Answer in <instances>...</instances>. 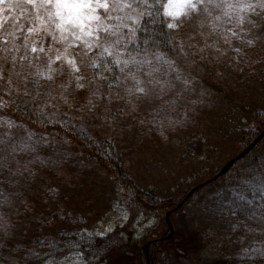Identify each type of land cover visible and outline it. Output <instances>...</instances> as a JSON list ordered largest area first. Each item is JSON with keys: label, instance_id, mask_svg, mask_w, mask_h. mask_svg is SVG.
Instances as JSON below:
<instances>
[{"label": "rangeland", "instance_id": "374dc122", "mask_svg": "<svg viewBox=\"0 0 264 264\" xmlns=\"http://www.w3.org/2000/svg\"><path fill=\"white\" fill-rule=\"evenodd\" d=\"M191 27V23H186L179 34L168 29L173 45H178L182 38L187 42L185 33ZM124 31L127 33V29ZM257 34L253 30L252 35ZM237 46L246 54L237 56L229 51L222 56L212 53L202 61L197 56L194 58L196 64L191 68L184 64L183 58L178 60L186 74L191 73L189 78L193 79L195 91L186 95L195 103L185 100L174 109L168 105L158 107L163 101H155L152 105L142 103L133 113L130 105L117 101L115 96L111 98L112 104L106 99L91 97L90 93L96 89L94 83H88L86 89H76L68 65L57 62L53 65L58 69L54 80L41 79L37 91L40 95L25 98L29 101L25 105L26 115L31 101L44 100L48 93L49 105L55 113L71 117L96 139H114L119 159L125 162L128 173L140 188L153 196L168 198L206 181L223 162L235 158L242 148L241 132L252 123L256 111H264V41H257L252 47L237 42ZM166 55L175 57L176 52L172 50ZM46 62L45 57L42 66ZM89 63L90 58H86L85 64ZM16 71L28 76L27 87L33 91L34 78L29 75L32 68L25 63L23 69ZM81 74L89 81L92 78L90 67H83ZM14 80L18 88L25 87L20 78L14 77ZM100 91L108 95L105 87ZM90 98L96 104L92 111L85 107ZM35 139L41 140L37 136ZM9 159L13 171L29 168L31 172L23 171V175L13 176L0 170V193L9 197L11 202L7 218L12 233L5 246L0 248V264H24V248L28 249L37 239L55 237L63 231L66 228L64 223L55 226L40 224L52 213H68L75 219H84V231L90 235H105L125 218L112 206V183L96 170L83 165L73 147L42 140L39 151L21 155L19 164ZM32 160L36 162L29 163ZM250 170H253L252 174H260L257 168ZM225 188L228 187L222 186L216 191ZM251 194V191L245 193L247 199H255ZM210 200L217 206H231L232 203L230 200L221 201L217 194ZM206 206L213 211L212 204L206 203ZM197 208L192 206L189 212L195 229H220L212 214H207L203 206ZM223 215L221 213L219 218L223 219L220 226L229 232L233 223ZM155 226L156 219L140 220L132 228L133 232L136 231L135 239H141ZM259 228L264 232V219H261ZM253 243L252 237L237 238L227 241L226 248L221 247L216 253L210 250L209 255L227 252L236 258L247 252ZM81 262L80 258L71 257L66 264Z\"/></svg>", "mask_w": 264, "mask_h": 264}, {"label": "snow or ice", "instance_id": "6c2138e0", "mask_svg": "<svg viewBox=\"0 0 264 264\" xmlns=\"http://www.w3.org/2000/svg\"><path fill=\"white\" fill-rule=\"evenodd\" d=\"M153 9L166 18L162 23L171 33L179 34L186 23L192 25L185 33L187 42L182 38L172 46L175 57L148 49L133 55L128 49L145 15H151ZM253 30L258 34L253 36ZM257 41H264V0H0V170L13 176L31 172L29 168L13 171L9 158L19 164L21 155L39 151L43 139H35L37 134L24 123L25 105L29 103L25 98L40 93L34 94L27 87L28 76L16 71L18 66L23 69L27 63L35 69L29 75L36 88L41 79L54 80L58 69L53 65L60 62L70 68L76 89H86L88 83L96 85L91 97L112 104L115 96L130 105L133 113L140 104L152 105L155 101H163L158 107L174 109L185 100L195 103L186 95L195 91V86L189 78L191 73L186 74L178 62L180 58L191 68L197 56L201 61L212 53L223 56L231 51L243 56L246 53L237 42L252 47ZM45 57L47 62L42 66ZM86 58H90L89 64H85ZM83 67L95 70L90 81L81 74ZM14 77L23 80V89L16 86ZM103 87L109 90L107 96L100 91ZM85 107L92 111L96 104L90 98ZM9 113L21 115L17 119ZM252 173L248 170L238 178L237 186L225 188L217 196L247 212L253 200L247 199L246 192L251 191L254 197L259 192L264 200V167L259 175ZM10 207L9 197L0 193V248L12 235L7 218Z\"/></svg>", "mask_w": 264, "mask_h": 264}, {"label": "trees", "instance_id": "16d2710c", "mask_svg": "<svg viewBox=\"0 0 264 264\" xmlns=\"http://www.w3.org/2000/svg\"><path fill=\"white\" fill-rule=\"evenodd\" d=\"M149 2L154 3V0ZM165 19L157 15L154 9L151 10V15L146 14L141 27L132 38L133 43L128 45L129 51L133 55L138 51L143 52L144 49H148L150 53H171L173 39H169V30L166 24L162 23ZM20 54L22 55V49ZM17 70L21 68L18 66ZM34 71L32 68V72ZM94 71L91 69V76ZM33 88V93L39 89L34 85ZM105 89L109 92L107 87ZM46 94L44 100H35V103L29 105V112L24 115V123L37 137L43 138V141L53 140L73 147L83 165L105 176L114 186L112 206L125 218L118 221L113 230L105 235H90L84 231V219H75L68 213H52L42 219L40 224L55 226L64 223L66 228L55 237L37 239L28 249H22V263L66 264L69 257H78L82 261L81 264H146L144 249L145 245L150 243V264H264V232L259 228L261 219H264L261 218L264 200L261 199L260 193L256 192L255 199H252L253 205L247 212H241L234 203H231V206H217L210 200L215 198L219 187L237 186L238 178L248 174L251 168H257L261 172L264 167V136L254 149L246 157L236 161L222 178L201 187L181 208L170 215L174 228L173 238L170 241L157 242L158 239L169 235L167 214L180 205L191 188L168 198L153 196L143 190L128 173L125 162L119 159L114 139H96L71 117L55 113L49 105L50 95ZM42 112L44 115H41ZM9 115L19 119L21 114ZM263 130L264 111H256L252 123L242 131L241 149L252 145ZM226 162L212 171L209 179L217 175ZM206 203L212 204L213 211L207 208ZM195 205L197 210L203 206L207 214H212L214 223L220 229H195L192 218L189 217V212ZM221 213L233 223L229 232H225L220 226L223 224V219H219ZM153 219H156L154 229L140 237L141 239H135L136 231L133 232L132 228L140 220L149 222ZM251 237L254 240L252 247L236 258L229 256L227 252L212 255L213 257L209 255L210 250H215L216 253L221 247L226 248L227 241Z\"/></svg>", "mask_w": 264, "mask_h": 264}, {"label": "water", "instance_id": "95a60500", "mask_svg": "<svg viewBox=\"0 0 264 264\" xmlns=\"http://www.w3.org/2000/svg\"><path fill=\"white\" fill-rule=\"evenodd\" d=\"M263 134H264V132H263ZM262 134V135H263ZM262 136H260L257 140H255V142L252 144V146H250L247 150H245L243 153H242V155H240L237 159H242V157L243 156H245L251 149H252V147H254L256 144H257V142L260 140V138H261ZM235 162V160H231V162H229L224 168H223V170H221V172L215 177V178H213L212 180H215V179H217V178H219L223 173H225L228 169H229V167L230 166H232V164ZM199 189V187H196V188H194L192 191H191V193L190 194H188L186 197H185V199L183 200V202H181L180 203V205H178V207L177 208H175V210H177L179 207H181V205L182 204H184L188 199H189V197L195 192V191H197ZM174 210V211H175ZM174 211H172V212H170V213H168L167 215V220H168V227H169V229H170V234H169V236H167L166 238H164V239H162L161 241H165V240H169V239H171L172 238V236H173V232H174V230H173V226H171L172 224H171V222L169 221V218H170V215H172L173 214V212ZM148 248H147V246H146V248H145V256H146V264H150V262H149V259H148V250H147Z\"/></svg>", "mask_w": 264, "mask_h": 264}]
</instances>
